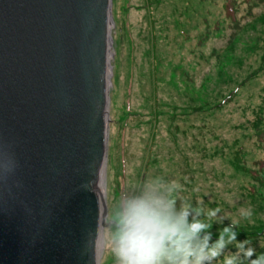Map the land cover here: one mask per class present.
<instances>
[{
  "label": "water",
  "instance_id": "obj_1",
  "mask_svg": "<svg viewBox=\"0 0 264 264\" xmlns=\"http://www.w3.org/2000/svg\"><path fill=\"white\" fill-rule=\"evenodd\" d=\"M109 4L0 0V264H99Z\"/></svg>",
  "mask_w": 264,
  "mask_h": 264
},
{
  "label": "rangeland",
  "instance_id": "obj_2",
  "mask_svg": "<svg viewBox=\"0 0 264 264\" xmlns=\"http://www.w3.org/2000/svg\"><path fill=\"white\" fill-rule=\"evenodd\" d=\"M238 1L233 20L223 8L229 0H112L105 223L118 198L152 176L176 181L193 204L220 207L233 220L252 208L245 205V180L231 168L233 150L226 143L249 116L246 106L257 102L264 74L245 81L221 110L204 114L188 106V113H177L192 95L197 104L216 101L228 82L238 84L253 68L256 51L249 42L264 36V24L256 20L264 0ZM261 46L259 41L256 50ZM245 145L249 163L257 146ZM99 259L115 264L107 250Z\"/></svg>",
  "mask_w": 264,
  "mask_h": 264
},
{
  "label": "clouds",
  "instance_id": "obj_3",
  "mask_svg": "<svg viewBox=\"0 0 264 264\" xmlns=\"http://www.w3.org/2000/svg\"><path fill=\"white\" fill-rule=\"evenodd\" d=\"M182 192L176 181L152 176L122 194L103 238L96 229L94 261L97 250L101 256L107 250L115 264H264V252L238 239L239 220L222 215L220 207L193 204ZM240 219L255 222L251 209L241 210Z\"/></svg>",
  "mask_w": 264,
  "mask_h": 264
},
{
  "label": "trees",
  "instance_id": "obj_4",
  "mask_svg": "<svg viewBox=\"0 0 264 264\" xmlns=\"http://www.w3.org/2000/svg\"><path fill=\"white\" fill-rule=\"evenodd\" d=\"M231 2H227L223 4L224 11L227 12L226 18L235 20L237 4L238 0H229ZM248 4H251L253 0H247ZM257 5V4H256ZM228 16V17H227ZM260 24H264V11L259 15ZM218 25V21L216 22ZM216 25V26H217ZM259 41L262 43V46L259 50H256L259 46ZM250 48L255 50L256 56L255 62L253 63V68L244 76L242 80L237 83L228 82L226 87H224L220 92L216 99V101H206L205 99H198L200 104H197L195 100V96L192 95L188 103L185 104L186 108L183 106H179L177 108V113L179 115H184L188 113L186 110L188 106H193L195 111H200L198 113H208L215 112L217 110H221L225 108L229 103L233 102L235 98L239 95L241 91V86L247 80H250L258 75L264 74V36L262 33L257 34L254 38H251L249 42ZM197 57V54L194 53V59ZM252 67V66H251ZM227 77L230 79L231 77L227 74ZM194 84L191 82V90L193 89ZM175 111H172V116L175 115ZM249 112V116L247 115L243 121H240L236 126L240 131L239 133L233 136L231 144L226 143V145H230V148L233 150V157L230 159V166L234 172H236L241 180H245V189H246V206L252 207L253 211V220L254 223H248L246 220H239V240L249 239L253 242V244L257 245V252H264V214L262 211L264 210V85L260 89L258 100L255 104L250 103L246 106L245 113ZM214 115V113H212ZM213 117V116H212ZM174 120V118H172ZM253 137L255 141L253 140ZM225 143L226 140H223ZM253 142L257 149V156L252 159L249 163L247 162V158L250 156V151L247 148L245 143ZM223 147H218V149ZM192 195V194H191ZM192 197V196H191ZM190 197V198H191ZM215 199V197H212ZM212 204L214 203H207ZM226 208H230L228 205ZM261 215V216H260ZM230 220H233L231 217H228ZM230 220L226 219L224 221V225H228ZM219 226L214 225L212 231L214 233L213 239L216 238V229ZM234 251V249H233ZM255 256L253 257V259Z\"/></svg>",
  "mask_w": 264,
  "mask_h": 264
},
{
  "label": "bare ground",
  "instance_id": "obj_5",
  "mask_svg": "<svg viewBox=\"0 0 264 264\" xmlns=\"http://www.w3.org/2000/svg\"><path fill=\"white\" fill-rule=\"evenodd\" d=\"M111 4H112V0H111ZM109 13H110V4H109ZM110 16H112L111 13H110ZM112 26H113V21H112V19H110L108 21V29H109V31L111 30ZM112 52H113L112 51V41L110 40L108 45H107V56H106L107 57V64L109 63L107 65V77H108V74L110 76V67H109V65H110V60H111L112 54H113ZM107 84H108V87L111 86L110 80L107 81ZM103 168H104V166H103ZM103 168L101 169L102 185H103V179H104V170H103ZM100 236L102 238V235H100ZM97 253H99V251ZM99 256H100V254H99Z\"/></svg>",
  "mask_w": 264,
  "mask_h": 264
}]
</instances>
